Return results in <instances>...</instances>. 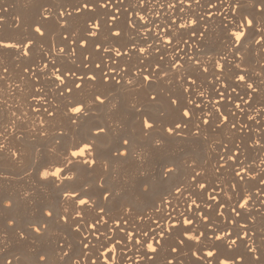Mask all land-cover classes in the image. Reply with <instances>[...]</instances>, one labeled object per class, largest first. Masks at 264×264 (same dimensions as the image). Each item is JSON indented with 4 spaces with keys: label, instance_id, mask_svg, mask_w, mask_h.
<instances>
[{
    "label": "bare ground",
    "instance_id": "bare-ground-1",
    "mask_svg": "<svg viewBox=\"0 0 264 264\" xmlns=\"http://www.w3.org/2000/svg\"><path fill=\"white\" fill-rule=\"evenodd\" d=\"M51 1L0 0V41L14 45L0 48V56L23 66L30 65L33 53L40 59L38 64L17 73L20 85L12 84L11 92L10 77L1 76L0 62V97L17 96L20 86L27 87L25 106L33 129H28L26 137L32 138L33 145L53 148L51 152L43 146L45 159L34 161V172L20 178L16 164L21 155L7 150L6 126L0 125V161L6 168L0 171V184L17 182L14 189L0 187V228L12 213L6 212L5 201L13 206L14 213L19 214L23 206L36 222L55 226L61 235H51L53 240H45L48 243L43 244L44 249L40 244L30 245L34 255L43 251L49 258L46 262L53 264H169V260L171 264H218L219 259L237 256L242 257L241 264H264V32L246 30L239 56L231 35L243 15L259 21L255 7L257 3L264 6V0H244L235 16L233 0H83L67 7L50 5ZM9 4L12 10H2ZM12 14L19 15L32 30L24 33L13 29ZM68 26H73L74 33L68 32ZM43 29L58 37L67 35L57 38V48L47 53L40 49L34 52L32 46L46 40L41 35ZM17 35L23 43L13 40ZM58 64H65L71 72L58 73L53 69ZM237 74L243 75L245 82H238ZM145 75L149 80H144ZM98 87L116 92L141 90L146 117L128 108L136 118L129 127V138H138L136 142L142 147L138 153L131 150V141L107 140L109 136L119 137L122 131L107 114L109 99L100 94L103 91H97ZM75 94L81 97L66 101ZM153 96L156 100L151 99ZM241 97L248 103H243ZM172 99L177 100L175 106L170 103ZM238 103L240 108L236 107ZM77 108L82 111L76 113ZM185 108L191 120L183 118ZM145 119L153 125L151 129L144 128ZM176 123H181L180 134L169 135L166 129ZM54 139H69L64 143V153L53 146ZM177 145L195 147V163L186 166L179 147L171 149ZM72 152L83 155L73 157ZM121 164L128 168L125 173L112 170ZM164 167L174 171L162 178ZM144 186L149 187V195ZM73 191L77 200L84 199L92 205L81 213V232H73L58 219L61 214L75 215L70 196L64 198L65 192ZM103 191L112 194L109 200L103 199ZM245 201V207L240 208ZM97 206L104 209V220L92 232L88 225L97 216ZM53 209V217L45 215ZM184 217L192 224L185 225ZM117 222L121 229L116 228ZM173 224L177 226L172 228ZM31 230L34 232L33 227ZM186 230L193 237L203 233L200 243L193 239L181 244ZM227 232L233 237L249 233L250 239L238 241L237 248L233 246L229 251L215 239V235L226 236ZM85 235L87 241L83 239ZM4 236H0V264H16L15 256L4 248ZM25 237L14 232L12 240L23 245L21 239ZM133 238L141 243L133 246L129 242ZM153 238L161 239V243L157 245ZM145 241H151L157 251L150 252L143 246ZM246 243L256 248L258 260L253 259ZM61 244L69 257L64 256ZM173 247L177 248L175 253L171 251ZM213 249L215 257L209 260L205 254ZM146 252L151 259L144 256ZM193 252L197 255L193 256ZM27 255L30 256L17 264H37L31 253Z\"/></svg>",
    "mask_w": 264,
    "mask_h": 264
},
{
    "label": "rangeland",
    "instance_id": "rangeland-1",
    "mask_svg": "<svg viewBox=\"0 0 264 264\" xmlns=\"http://www.w3.org/2000/svg\"><path fill=\"white\" fill-rule=\"evenodd\" d=\"M76 1H78V2H81V1H83V0H53V1H51V2H49V4L50 5H57V4H62L63 6H71V4L72 5H74L75 4V2ZM7 10V11H9L10 9L12 10L13 9V6L11 5V4H9V5H6V6H4L3 8H2V10ZM9 9V10H8ZM10 17L13 19V24L11 25L12 26V28L13 29H20L22 32H24V33H26V32H28L30 29L32 30V27H30V26H28V25H26L23 21H22V18L19 16V15H17V14H12V15H10ZM15 20V21H14ZM72 27V28H71ZM68 28H70V30L68 31L69 33H74V29H73V26H68ZM73 29V30H72ZM25 30V31H24ZM44 29L42 30V32H43V37H46V40L45 41H43V42H39V43H35L33 46H32V49L34 50V52H35V50L37 49H40L43 53H47L48 51H50L51 49H55V48H57V44H56V40H57V38H63L64 37V35H67V33H64V34H61V35H59V37L56 35V33L55 32H53V33H46V31H45V33H44ZM55 33V34H54ZM4 34H6V33H4ZM48 34V35H47ZM53 34V35H52ZM46 35V36H45ZM47 36H49V38L47 37ZM51 36V37H50ZM14 38H16V39H13L15 42H22L23 43V41H21L22 39L20 38V36L19 35H17L16 37H14ZM54 39V40H53ZM25 42V41H24ZM52 42V43H51ZM56 46V47H55ZM35 47V48H34ZM55 47V48H54ZM34 54L35 53H33L32 55H33V57H32V55H30V57H29V60H30V65H28V66H23V65H21L19 62H17V61H15V62H13L12 64L10 63V60H9V58L8 57H6V56H3V55H1L0 56V62L1 63H3L2 64V68H1V76H8V77H10L9 78V85L11 86L10 88H9V91L15 86V85H20V82L18 81V80H20L21 79V77H19V78H17L18 76H17V73L20 71V72H22V71H24V70H27L29 67H31V64H38L37 62H39L40 61V59H38L37 58V56H36V54H35V56H34ZM32 57V58H31ZM32 59V60H31ZM8 61V62H7ZM34 61V62H33ZM0 63V64H1ZM61 65V66H60ZM58 64V65H56L55 66V68H53V69H58L59 71H58V73L59 72H68V73H70L71 72V70L70 69H68L67 68V66L65 65V64ZM64 66H66L65 68H64ZM82 66H84V65H82ZM63 68V69H62ZM61 69V70H60ZM63 70V71H62ZM2 73H4V74H2ZM74 73H76V72H74ZM6 74H8V75H6ZM13 75V76H12ZM16 75V76H15ZM47 77V75H44L43 76V78H46ZM263 78H264V75H263ZM33 79H37V80H39L37 77H33L32 78V80ZM7 82V81H6ZM17 82H19V83H17ZM12 84H14V86H12ZM39 87H41V89L43 90L44 89V87L42 88V86H38L37 88H39ZM18 88V87H17ZM19 90L18 91H20L19 93H18V95H20L19 97H18V95L16 96V95H13L12 97H10V98H8L7 96H4V95H2L0 98V102H1V106H0V125L1 126H6L5 128H4V130L6 131L5 133H7V135L5 136V137H7V138H5V139H7L6 140V146H7V150H9V151H13V152H17L18 153V151H19V153H20V155H21V160H19L18 161V163L16 164V167H17V172H18V176L20 177V178H24V177H26V175H29V174H31L32 172H34V170H33V164H35V162L34 161H39V160H44L45 158V152H43V151H45L44 150V147H46V145H41V144H39V145H37V144H35V145H33V142H32V138L31 137H26L28 134V132L30 131V130H32L33 129V126L31 125L32 124V122L33 121H31L32 119L30 118V116L28 115L29 113H28V110H27V107L25 106V99H26V97H25V92L26 91H28V89H27V87H25V86H20V88H18ZM23 89V90H22ZM25 89V90H24ZM97 89V91L99 90V92H102L103 90H105V89H99V87L98 88H96ZM12 91V90H11ZM10 91V92H11ZM23 91V92H22ZM9 92V93H10ZM21 92H22V94H23V96L21 97ZM104 92V93H103ZM102 93H100V94H102V95H105V96H107V98L109 99V109H107V114L109 115V116H111V118H112V120H113V122H114V124H115V126L117 127L118 125H120V126H118V127H121V128H119V130L118 131H122V134H123V136H122V134H121V132H120V138L118 137V136H109L108 138H107V140H111V138L112 139H116V138H118L119 139V142H121V143H123V142H125V141H127V142H130L131 141V150L132 151H134L135 153H138L141 149H142V147H140L139 145H138V143L136 142L137 140H138V138H135V136H131V138H132V140H130L131 138H129V136L131 135V130H130V126L135 122V117H133L132 118V116H134L133 114H131L130 112L128 113V108L129 109H132L133 110V112L134 111H137V112H142L143 114H144V117H146L145 116V107L142 105L143 104V102H142V100H141V98H143V95H142V93H141V90L140 89H135V90H124L123 92H116V91H113V90H111V89H108V90H106V91H103ZM80 95V94H79ZM78 94H75V95H72V97L70 96V98H68L66 101L67 102H70V101H72L71 99H75V98H79V97H81V95L79 96ZM141 95H142V97H141ZM150 96L151 95H148L147 96V98L148 99H150ZM6 97V98H5ZM15 97V98H14ZM18 97V98H17ZM3 99V100H2ZM8 99V100H7ZM123 100V101H122ZM66 101H64V102H66ZM4 102H5V104H4ZM66 102V103H67ZM112 102V103H111ZM111 103V104H110ZM23 104V105H22ZM19 107V108H18ZM124 107V108H123ZM26 110H25V109ZM142 110H144V111H142ZM110 111V112H109ZM117 112V113H116ZM10 113V114H9ZM28 113V114H27ZM112 113V114H111ZM121 113V114H120ZM119 114V115H118ZM131 114V115H130ZM26 115V116H25ZM10 117L11 119L9 120V121H7L6 120V117ZM13 116V117H12ZM19 117V118H18ZM11 120H12V122H11ZM17 120V121H16ZM141 120H142V118H141ZM16 122V125L14 124L15 122ZM19 121V122H18ZM20 122H21V124H20ZM120 122V123H119ZM131 122V123H130ZM29 123H31V124H29ZM117 123V124H116ZM26 124V125H25ZM9 125V126H8ZM10 125H12L11 127H10ZM128 125V126H127ZM22 126V127H21ZM26 126V127H25ZM32 126V127H31ZM122 126H123V128H122ZM124 126H126V128L124 127ZM9 127V128H8ZM15 127H16V129H15ZM21 127V128H20ZM117 127V128H118ZM11 128V129H10ZM129 128V129H128ZM12 129H13V131H12ZM15 129V130H14ZM25 129V130H24ZM28 129H30V130H28ZM9 131H10V133L11 134H13L12 135V138H11V134L9 133ZM58 131H60V130H56L55 129V132H58ZM125 131H126V133H125ZM129 131V132H128ZM19 132V133H18ZM128 133V134H127ZM130 133V134H129ZM8 136H9V139H8ZM42 136L43 135H41L40 137L42 138ZM121 136H122V138H121ZM68 137V136H67ZM31 139V142H30V139ZM117 139V140H118ZM122 141H121V140ZM133 139H134V141H133ZM216 139V138H215ZM214 139V140H215ZM57 140L58 139H54V145L53 146H58L59 147V151H60V153H64V150H65V144L64 143H66V141H68L69 139H60V140H58V142H57ZM62 141H64V142H62ZM217 141V140H216ZM62 142V143H61ZM134 143V144H133ZM136 143V144H135ZM25 144V145H24ZM62 145V146H61ZM135 145H137V146H135ZM40 146V147H39ZM44 146V147H43ZM134 146V147H133ZM176 147H179L178 149H180V151H182V155H181V158H183V160H185L186 161V166H188V165H191L192 163H195V162H193V161H195V156H196V151H195V147H194V149H193V147L191 148V147H188L187 148V146L185 147V148H187L186 150H185V148L183 147V148H181V145H177V146H173V147H171V149L173 150V149H175ZM47 148V151H53V148H52V146H49V148L48 147H46ZM61 148V149H60ZM64 148V149H63ZM31 149V150H30ZM63 149V150H62ZM135 149H137V150H135ZM182 149V150H181ZM191 149H192V152H191ZM33 150V151H32ZM185 150V151H184ZM194 150V151H193ZM137 151V152H136ZM26 152V153H25ZM29 152V153H28ZM32 152V153H31ZM33 152H35V153H33ZM113 153V152H112ZM116 153V152H115ZM184 153V154H183ZM34 154H36L35 156H34ZM31 155V156H30ZM184 155V157H182ZM189 156V157H188ZM32 157V158H31ZM190 161V162H189ZM3 163L4 162H2L1 163V161H0V165H2V166H0V171H4L6 168H5V166H3ZM188 164V165H187ZM6 165V164H5ZM120 168H119V167ZM118 166H116V168L115 167H113L112 168V170L113 169H115V170H113L114 172H121V173H125L126 172V170H128V168H125V167H127V166H125L124 164H121V166L120 165H118ZM16 167H14V169H16ZM24 167V168H23ZM119 169H118V168ZM123 167V168H122ZM116 169H117V171H116ZM122 169V170H121ZM166 169V167H164L163 169H162V171L164 172V170ZM16 171V170H15ZM18 177V178H19ZM19 178V179H20ZM15 183H17V182H15ZM15 183H11V185L12 184H14V185H12L13 186V188H12V186L10 185V184H7V185H5V184H0V187H3L4 186V188H5V186H6V189H7V187H8V189H14V188H16V185H15ZM3 185V186H2ZM9 185V186H8ZM17 186H20L19 185V183H18V185ZM11 187V188H10ZM145 188H147L148 189V192L146 191L145 193L147 194V195H149V187L148 186H144L143 187V189H144V191H145ZM35 200H37V198L35 199ZM38 200H40L41 201V199H38ZM3 204L4 205H7V211L6 212H11L12 211V213H11V216H10V218L12 217V216H15V217H12L11 219L7 216V218L4 220V222H3V224H4V228H2V226H1V228H0V236H4V239H5V243H4V248H6L7 250H8V252H9V254L11 253L12 255H13V257L14 258H16V260H17V263H19V262H21L24 258H27V257H29L30 255H27V254H32L33 256H34V258H35V261H37V264H51L52 262H50V261H47L46 262V259L48 260L49 258L48 257H46L45 256V254L43 253V251H41V252H39V255H38V253H36L35 255H34V253H33V248H32V246H30V245H33V246H35L36 244L37 245H39V247L41 248V246L43 245V244H47L48 242H50L51 240V238H52V240H53V236H54V238L55 237H57L58 235H61V232L55 227V226H51V225H46V224H40V222L38 223V222H36L35 220H33L32 218H30L29 216V211L27 210V208L26 207H23L22 206V208H21V211H22V213H21V211L19 210L18 212H19V214L16 212V213H14V208H13V206L9 203V202H7V201H5V202H3ZM26 211V212H25ZM28 211V212H27ZM15 214V215H14ZM21 214V217L19 216ZM26 214V215H25ZM17 215V216H16ZM24 216V217H23ZM20 217V218H19ZM9 218V219H8ZM14 218L15 219H17V220H14ZM26 218H29L28 220L29 221H27V219ZM24 219V220H23ZM26 220V221H25ZM6 221V222H5ZM9 221L11 222V225H10V223H9ZM17 221V222H16ZM21 221V222H20ZM31 221V222H30ZM35 221V222H34ZM13 222H15V224H14V226H13ZM20 222V223H19ZM27 223V224H25V223ZM17 223H18V225H17ZM30 223H34V225L33 224H30ZM37 223V224H36ZM24 224V225H23ZM40 224V225H39ZM24 227H23V226ZM19 226H20V228H19ZM33 226H37V227H40L42 230V232H40V233H34V232H32V227ZM45 226V227H44ZM51 226V227H50ZM8 227V228H7ZM14 227V228H13ZM19 229H18V228ZM22 227V228H21ZM26 227V228H25ZM27 227H30V228H27ZM54 227V228H53ZM47 228H49L48 230H47ZM6 229V230H5ZM8 229V230H7ZM12 229V230H11ZM24 229H26V230H24ZM44 229V230H43ZM54 229H56V230H54ZM14 230V231H13ZM28 230V231H27ZM58 230V231H57ZM23 231V232H22ZM25 231V232H24ZM43 231H44V233H43ZM53 233H52V232ZM16 233L18 236H19V234L21 235V236H29V235H32V236H29V237H25L24 239L25 240H23V239H21L22 240V242H24L23 243V245L21 244H17V243H15V242H13V240H12V236H13V233ZM22 232V233H21ZM28 232H30V233H28ZM51 232V233H50ZM55 232H57V233H55ZM4 233V234H3ZM12 233V234H11ZM24 233V234H23ZM27 233V234H26ZM47 233V234H46ZM45 234V235H44ZM12 235V236H11ZM38 235V236H37ZM49 237H48V236ZM51 235H53V236H51ZM56 235V236H55ZM39 236L41 237V239L39 238ZM44 236V237H43ZM32 237V238H31ZM28 238V239H27ZM30 238H31V240H30ZM32 239H33V241H32ZM35 239V240H34ZM28 242H27V241ZM48 241V242H46V241ZM26 241V242H25ZM38 241V243H36ZM29 242L31 243V244H29ZM44 242V243H43ZM28 243V244H27ZM18 245V246H17ZM30 247H29V246ZM22 246V247H21ZM26 247V249L24 248V247ZM29 248H28V247ZM44 246H46V245H43V247H42V249H44ZM23 248H24V250H23ZM32 249V250H31ZM12 250V251H11ZM18 250V251H17ZM26 250L29 252H26ZM30 250V251H29ZM14 251V253H12ZM16 251V252H15ZM23 253V255L21 256V254ZM17 254V255H16ZM44 254V256H42ZM22 257V258H20V256ZM37 255V256H36ZM17 256V257H16ZM38 257L37 259H36V257ZM41 257H45L43 260L41 259ZM19 258V259H18ZM22 259V260H21ZM20 260V261H19ZM19 261V262H18ZM16 263V264H17ZM3 264H7L5 261L3 262ZM9 264V263H8ZM12 264V263H11ZM53 264V263H52Z\"/></svg>",
    "mask_w": 264,
    "mask_h": 264
},
{
    "label": "snow or ice",
    "instance_id": "snow-or-ice-1",
    "mask_svg": "<svg viewBox=\"0 0 264 264\" xmlns=\"http://www.w3.org/2000/svg\"><path fill=\"white\" fill-rule=\"evenodd\" d=\"M181 2H183V0H181ZM196 2L199 3V0H196ZM225 2H227V0H225ZM248 2L252 3V0H248ZM243 4H244V0H233V2L231 4V7L233 9V16L236 15V10L243 8ZM84 7L87 8L88 7L87 4H85ZM255 11L260 16L259 21H257L255 18L249 19V17L247 15H243L241 17V19H240V22L236 25V30L231 32V35L234 37V40L236 41L234 46L237 47V56H239V45H240V42H242L243 39H244L246 30H250V29L255 28L257 33L264 32V6H262L261 4L257 3L256 7H255ZM36 31L40 32V29L36 28ZM41 35H43V33H41ZM113 35L119 37L120 34L118 32H114ZM257 42L259 43V41H257ZM4 47H14V45H7V44H4L2 41H0V48H4ZM97 67H99V65H97ZM104 75L107 76L108 74L104 73ZM143 78H144V80H149V76L148 75H145ZM217 78H219V77H217ZM57 79H60V77H57ZM89 79H95V77H89ZM236 79H237L238 82H241V83L245 82V77L243 75L237 74ZM192 83H194V81ZM75 86L78 87V88L81 87L79 84H77ZM248 88L252 89V85L248 84ZM220 94L222 96L224 95L223 92H221ZM96 99L100 100V97L97 96ZM151 99L152 100H156V97L153 96V97H151ZM241 100H242L243 103H248V100L244 99L243 97H241ZM102 102L103 101H101V103ZM170 103L173 106H175L177 104V100L176 99H172L170 101ZM198 106L199 105H197V107ZM236 107L240 108V104L238 103L236 105ZM81 111L82 110L80 108L75 109L76 113H79ZM182 116L186 120H191V115H190L189 111L186 108L183 110ZM203 123L207 124L208 120H204ZM143 125H144L145 129H151L153 127V125L151 123H149V121L147 119H145L143 121ZM233 127H235V125H233ZM180 128H181V123H176L174 127L167 128L166 132L169 135H173V134L179 135L180 132L178 130ZM125 143H127V141H125ZM157 143H159V141H157ZM86 150L87 149H85V151ZM78 154L82 156L83 152H80V153L72 152L71 153V155L73 157L77 156ZM121 155H123V153H121ZM91 163H95V162L92 161ZM173 171L174 170L172 168H166L164 170V172L161 173V177L163 178V177L173 173ZM52 175H56V173H53ZM237 175H240V173L238 172ZM261 183H264V180H262ZM101 187H103V186L101 185ZM145 191H148V189L145 188ZM177 192H179V189H177ZM101 195H102L104 200H109L111 198L112 194L109 193L108 191H103L101 193ZM69 196H70L71 201L75 205V207H74L75 215H64V214H61L58 217V219H59V221L63 222L64 224L68 225V227L73 232H81L80 221L84 219V217L81 215V213L82 212L86 213L90 208H92V205L87 200H84V199L77 200V198H76L77 197V193L75 191H73L71 194H69L68 192H65L64 198H69ZM246 203H247V201H245L244 203L239 204V207L240 208H244ZM193 204L196 206V208H199V205H196L195 201H193ZM5 206H7V205H5ZM96 210H97V216H96L94 222L88 225V227L91 229L92 232H96L97 231V225H99L101 223V221L104 220V214H105L104 213V209L100 208L99 206H97ZM233 211H235V209ZM45 215H47L49 217H53L55 215V210L53 209L51 211H46ZM205 219H206V217H205ZM9 223L11 225V222H9ZM104 223L106 224L107 221H104ZM183 223L185 225H190V224H192V220L187 218V217H184ZM176 226H177L176 224H173L172 228H175ZM116 228L117 229H121V224L119 222L116 223ZM41 230L42 229L40 227L33 226V231L34 232L40 233ZM128 235L132 236V233L129 232ZM203 235L204 234L201 233L200 235H197V236L193 237V236L188 235L187 234V230H186L184 240H181L180 243L183 244L185 242V240H193V239H195L196 243H200L201 236H203ZM213 235H215V233H213ZM227 237H231V238L229 239ZM97 238H99V237H97ZM161 238H162V234H161ZM246 238L250 239L249 233L237 234L235 237H233L231 232H227L226 236L215 235V239L217 241H220L221 243H223L224 246L229 249V251L232 250L233 246H235L237 248L238 241H246ZM83 239H84V241H87L88 237L85 235L83 237ZM153 239H155V243L157 245H159L161 243V239H158V238H153ZM129 242L132 243L133 246L141 243L140 240L136 239V238H133V240L129 241ZM0 243H2V241H0ZM117 243H119V241H117ZM143 246L146 247L150 252L154 253V252L157 251V249L153 247L151 241H145ZM245 246L247 247L248 251L252 254L253 259L254 260H258L259 257L256 256V251H257L256 248H254L252 246V244H248V243H246ZM84 248H88V243H84ZM60 249L63 250L64 256L69 257V252L67 250H65L63 244L60 245ZM171 251H172V253H175L177 251V248L173 247L171 249ZM192 255L196 256L197 254H196V252H193ZM205 255L207 256V258L209 260H211L212 258L215 257V249H213L212 251L207 252ZM144 256L147 259H151L152 258L151 256L148 255L147 252L144 254ZM41 259L43 260L44 257H41ZM197 259H201V257H197ZM228 259L231 260V264H241L242 257L237 256V257H235V259H232V258H229V257H227L225 259H219L218 260V264H226V260H228ZM9 264H10V262H9ZM93 264H95V262H93ZM169 264H171V260H169Z\"/></svg>",
    "mask_w": 264,
    "mask_h": 264
}]
</instances>
